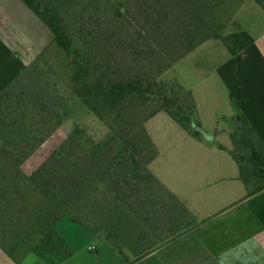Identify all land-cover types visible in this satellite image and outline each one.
Instances as JSON below:
<instances>
[{
	"label": "rangeland",
	"instance_id": "1",
	"mask_svg": "<svg viewBox=\"0 0 264 264\" xmlns=\"http://www.w3.org/2000/svg\"><path fill=\"white\" fill-rule=\"evenodd\" d=\"M245 1L223 0L222 4L212 5L215 12L211 29L219 31L220 36H227L240 31V26L244 28L246 24L257 22L258 15L246 10L237 17V11ZM120 3L125 0H81L76 9L67 14L66 22L79 45H87L91 55H98L100 61L111 59L116 71H122L125 61L129 71L134 73L144 64L148 65L158 49L140 35L145 19L143 13L133 11V15L125 14L119 20L111 15ZM132 5V9L137 7ZM260 11L264 14L263 9ZM96 30V37L89 36L90 31ZM210 40L224 45L221 38L210 37L206 41ZM210 57L218 56L205 55L204 61L208 65ZM200 59L198 55H185L165 69L159 79L172 86L181 85L185 91L200 90L206 84L199 79ZM70 62L68 54L52 44L0 97V164L10 167L15 161L25 163L24 173L11 170V167L8 172L9 194L24 199L25 214L19 215L18 231L26 237L28 224L33 223L37 215H45L50 208L40 193L42 182H47L56 191L60 190L61 184L59 197L57 191V197L52 201L54 215L61 216L58 221L63 217L71 222L73 218L77 219L83 225L73 223L95 234L94 244L104 240L122 264H136L162 246L166 238L162 225L176 223V220L170 221L175 217V208L157 179L162 175L176 185L179 182L176 164L172 162L176 157L171 155L175 152L172 151L216 147L224 137L218 134L207 140L204 133L211 135L209 132L213 131L210 127L202 128L200 137L204 144H200L169 114L160 112L144 123L153 147L146 144L147 141L145 145L141 143L139 164L132 168L127 156L130 148H119L120 138L112 139L108 126L73 94L70 79L73 65ZM146 70L155 74L152 65ZM218 122L220 128L226 125L224 119ZM233 148L234 152L240 153L235 145ZM1 149H4L3 153ZM153 149L155 157L149 161ZM242 150L248 153V150ZM123 156L125 158L121 159ZM242 165L249 166L246 161ZM38 168L42 172L38 171L33 183L29 176ZM31 169L35 170L30 172ZM249 179L256 180L253 184L261 183L257 178ZM15 181L19 182L18 187ZM30 238H26V247L37 244ZM81 244L83 242L78 246ZM68 250L74 259L78 256L74 248ZM111 250H105L100 257L90 255L87 250L81 254V259L89 264L98 261L114 264L113 255L109 254ZM59 252H65L60 245Z\"/></svg>",
	"mask_w": 264,
	"mask_h": 264
},
{
	"label": "crops",
	"instance_id": "2",
	"mask_svg": "<svg viewBox=\"0 0 264 264\" xmlns=\"http://www.w3.org/2000/svg\"><path fill=\"white\" fill-rule=\"evenodd\" d=\"M259 8L246 0L237 11V17L244 10L258 15L253 25L240 26L252 38L243 50L232 55L224 45L210 40L186 55L201 57L199 79L206 83L200 90H190L200 132L210 127L211 135L204 133L207 140L218 134L224 140L216 147L172 151L179 173L177 185L152 171L175 208L170 221L176 223L162 225L166 236L162 246L136 264H264V189L255 192L259 184L240 177L231 139L244 118L264 146V14ZM52 44V32L22 0H0V95ZM205 55L218 57H210L208 65ZM220 119L226 122L222 128ZM192 137L204 144L200 136ZM9 168L0 164V264H49L34 246L26 247L28 241L18 231L19 215L25 214L24 199L9 194ZM11 170L24 173L25 163ZM55 229L78 254L55 264H89L81 259L82 253L88 250L100 257L111 250L104 240L94 244L95 234L67 217ZM79 242L83 244L78 246ZM109 254L114 264H122L112 250Z\"/></svg>",
	"mask_w": 264,
	"mask_h": 264
},
{
	"label": "trees",
	"instance_id": "3",
	"mask_svg": "<svg viewBox=\"0 0 264 264\" xmlns=\"http://www.w3.org/2000/svg\"><path fill=\"white\" fill-rule=\"evenodd\" d=\"M22 1L49 28L54 36V43L70 57V63L73 65L70 78L73 94L108 126L113 135L112 139L120 138L119 148H130L131 152L127 156L132 168L139 164L140 144L145 145L147 141L146 144L153 147L144 123L160 112L169 114L192 136L201 134L195 119V102L192 93L189 90L185 91L181 85L172 86L160 80L162 72L210 37L221 38L232 55L252 42L246 31L220 36L219 31L211 29L215 12L212 5L222 4L223 0H125V3L115 6L111 15L119 20L125 14L133 15V11L143 13L145 19L140 28L142 32L140 35L158 51L153 60L148 62V65L144 64L140 71L130 72L125 61L123 64L126 66L122 71H116L111 59L100 61L98 55H91L88 52L87 45H79L66 22L67 14L73 12L81 0ZM254 1L264 10V0ZM131 3L137 7L132 9ZM97 34V30L89 32V36L96 37ZM149 65L155 68V74H149L146 70ZM231 139L233 146L242 151L240 153L233 151L240 177L246 183L256 182L250 180V177L257 178L261 183L255 188V192L263 190L264 146L244 118L242 128L236 129ZM242 149L248 150V153L246 151L243 153ZM1 150L3 153L4 149ZM154 157L153 149L149 161ZM123 158L125 156L121 157ZM243 161L248 162V168L242 165ZM20 165L21 163L15 161L10 167ZM38 171L42 172L38 168L29 176L31 182L34 183L33 179H36ZM49 185L43 181L40 193L50 208L45 215H37L34 222L28 224L29 232L26 238L31 237L32 242L36 241L34 249L39 256L49 264H55L70 252L64 239L55 229V224L61 216L54 215L52 201L57 197V191L59 197L61 184L60 190L57 191ZM27 219L31 220L30 217ZM72 220L82 224L75 218ZM59 245L65 250L63 254L59 252Z\"/></svg>",
	"mask_w": 264,
	"mask_h": 264
},
{
	"label": "built area",
	"instance_id": "4",
	"mask_svg": "<svg viewBox=\"0 0 264 264\" xmlns=\"http://www.w3.org/2000/svg\"><path fill=\"white\" fill-rule=\"evenodd\" d=\"M93 248H94V246H91V247H90V249H93Z\"/></svg>",
	"mask_w": 264,
	"mask_h": 264
}]
</instances>
